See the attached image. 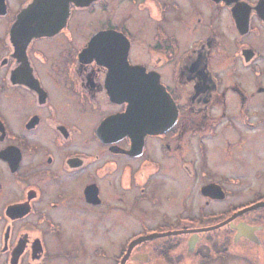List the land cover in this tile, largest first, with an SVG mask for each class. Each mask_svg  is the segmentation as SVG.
<instances>
[{
  "label": "flooded vegetation",
  "instance_id": "obj_1",
  "mask_svg": "<svg viewBox=\"0 0 264 264\" xmlns=\"http://www.w3.org/2000/svg\"><path fill=\"white\" fill-rule=\"evenodd\" d=\"M263 123L264 0H0V264H264Z\"/></svg>",
  "mask_w": 264,
  "mask_h": 264
},
{
  "label": "rangeland",
  "instance_id": "obj_2",
  "mask_svg": "<svg viewBox=\"0 0 264 264\" xmlns=\"http://www.w3.org/2000/svg\"><path fill=\"white\" fill-rule=\"evenodd\" d=\"M261 129L262 134L257 142L247 144L248 152L246 151V145L243 147L242 152L241 150H238V152H233L232 155L235 156L234 160L226 163L225 167L223 168L228 174L240 175L242 177V185L246 193L244 196L245 200L247 201H253L256 198V196H254V192H257L256 190L258 189L264 193V123L261 125ZM254 147L258 148L259 151L255 150ZM249 148L250 151L248 150ZM239 157L241 159L246 158V163L244 164L243 161L239 159ZM258 169L262 170L263 172V176L260 178L255 176ZM243 200L244 198H238L235 200V202L241 204ZM224 207H226V205H223V207H219L213 211H221ZM263 211L264 210L261 212ZM220 230L221 229L218 231Z\"/></svg>",
  "mask_w": 264,
  "mask_h": 264
},
{
  "label": "water",
  "instance_id": "obj_3",
  "mask_svg": "<svg viewBox=\"0 0 264 264\" xmlns=\"http://www.w3.org/2000/svg\"><path fill=\"white\" fill-rule=\"evenodd\" d=\"M134 75L138 76L141 75V72L139 69L134 68ZM120 71H118L117 76H116V70H113L112 72H110L107 84L109 85V90L112 93H133L134 99L143 100V93H146L147 90L153 91L154 93L155 91H159L160 87L157 86L154 82L152 81H146V80H142L140 78H134V80L131 79H127V76L129 77V72L124 76L120 75ZM123 78V79H122ZM153 111H144L142 110V103L141 102H137L136 100H134L133 105H132V109L130 110V112H128L130 117H133V124L134 127L138 130H140L141 132H147V131H153L154 129L151 128V125H148L143 116L146 118V115H152ZM146 114V115H145ZM126 116V115H125ZM147 120V118H146ZM259 207H264V202L262 203H256L253 204L251 206H249L248 208L238 212L235 216H238L246 211H251L254 209H257ZM240 232H244L245 234H250L252 231H249L248 229H245L243 227H239ZM137 242L140 241H135L134 244H136Z\"/></svg>",
  "mask_w": 264,
  "mask_h": 264
}]
</instances>
